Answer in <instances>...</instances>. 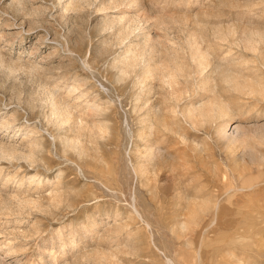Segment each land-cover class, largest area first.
Instances as JSON below:
<instances>
[{"label":"rangeland","instance_id":"rangeland-1","mask_svg":"<svg viewBox=\"0 0 264 264\" xmlns=\"http://www.w3.org/2000/svg\"><path fill=\"white\" fill-rule=\"evenodd\" d=\"M71 1L0 0V123L11 122L0 128V146L35 153L30 163L0 160V204L18 194L41 204L30 215H0V264L52 263L66 242L67 257L57 264H103L82 260L97 252L104 264H264V100L224 92L233 118L195 128L163 109L182 140L149 115L167 85L155 77L141 84V68L126 75L119 62L148 34L166 61L159 68L175 71L179 63L186 72L178 78L190 88L181 108L214 96L197 88L204 76L194 72L191 51L200 45L210 48L212 66L264 81V0ZM134 19L140 30L129 36L123 26L137 28ZM217 31L233 35L223 42ZM212 68L206 73L216 78ZM46 87L72 121L58 124L43 106ZM222 121L229 122L223 135ZM151 122L150 137L142 130ZM67 137L77 146L67 147ZM146 140L155 144L159 176L135 172ZM57 193L62 204L54 205ZM206 199L217 210L197 206ZM111 230L119 233L105 235ZM72 241L80 244L75 251Z\"/></svg>","mask_w":264,"mask_h":264},{"label":"bare ground","instance_id":"bare-ground-1","mask_svg":"<svg viewBox=\"0 0 264 264\" xmlns=\"http://www.w3.org/2000/svg\"><path fill=\"white\" fill-rule=\"evenodd\" d=\"M72 1H77V5L76 7H79V4H82L83 1H85L87 3L88 0H72ZM69 2L68 4H70L71 6H75L73 5V2ZM82 1V2H81ZM126 1H128L127 3H125ZM81 2V3H79ZM118 2V1H117ZM121 3H125L128 5H132L134 6L135 4L138 3V0H120ZM67 4V5H68ZM75 4V3H74ZM103 4V3H102ZM124 5V4H123ZM111 7V6H110ZM131 7V6H130ZM126 17V16H125ZM125 17H121L119 19V22H123V21H126V18ZM131 19V18H130ZM135 20V19H134ZM140 20V19H139ZM130 22V20H129ZM135 23L137 22L138 25H134L135 27L137 28H134L132 26H129V24H127L128 26H126L124 23L125 26H123L125 28V32L127 33V35H134L136 30L139 29L140 30V26L139 23L141 22H138L137 20L134 21ZM143 22V21H142ZM113 23V22H112ZM128 23V22H127ZM136 23V24H137ZM146 23V22H145ZM110 25V24H109ZM109 25L107 26L108 28ZM113 25V24H112ZM114 27V26H113ZM112 27V28H113ZM121 29L122 31V28H119ZM129 29V30H128ZM142 29V28H141ZM143 30V29H142ZM230 30V29H229ZM223 32V31H222ZM222 32H218L217 33L215 32V36L217 37V39H219L220 41H227L229 39L230 36L233 35V33H222ZM143 33V32H142ZM145 35V34H144ZM136 36V35H135ZM140 35H138L139 37ZM147 36V38H146ZM235 36V35H234ZM233 36V37H234ZM127 37V36H126ZM125 37V38H126ZM259 37H261L259 35ZM146 38V42L138 47V45L136 46L135 44L133 45H130L131 47L134 46L135 48H127V50L123 53L124 56L123 58L121 59V61L119 60L120 64H122L124 67H122L121 65H118V66H121L119 68H121V72H123L124 74L130 72V71H135L137 68H141V74L139 75V78L138 79V82L141 83V84H145V82L148 83L147 80H153L155 78H159L162 82H164L165 85H167V87L169 88L168 89V94L167 96L165 97V101H158L156 105H153L154 108L152 109V111H150L149 115L151 116V114L155 115V118L162 120L161 122V128L164 129V131H168V132H174L176 133L182 140H186V134L184 133H181L179 130H175L173 129L171 126H170V123L169 121L167 122V118L171 115H166V113H164L163 111L166 109H168V111L170 110V113L173 115V118L172 119H176L177 121L179 120H182L180 119V115L182 116L181 118H183V120L187 123H190V125L192 127H197V126H204L205 124H208L210 123L211 121L213 122V120H220V119H225V118H231L232 117V108H231V104L232 103H229L230 105H228L224 99H223V96L221 95L222 93L226 92H235L237 94H239L240 96H242L243 98L244 97H248V98H252V100L254 99L259 101L260 103L263 102L264 100V81L263 79H259V78H255L251 77V79L248 78V76H243L237 72H234L231 70V67L230 66H223V65H220V64H216L215 66H212V54L211 52L209 51L210 48L208 49H203L201 47V45L199 47H197V49H195V51H191L193 52L192 54V58H193V61L194 63L196 64V70L194 71L195 73L199 74L198 76H204L203 77V83L201 86L197 87L198 89H200V87H202L203 90H207L209 92H211L213 95L212 99L209 101V103H194V102H191V104H189L188 106H185L184 108H181L180 107V102L182 101V99L184 97H186V95H188L190 93V88L187 87V86H183L182 87V83L178 80V78L181 76H184L186 73L185 70L181 67V65L179 66L178 64L175 63V68L176 70L175 71H172V69H167L165 71H162L161 66H163L162 64L160 65V63H163L166 62L164 61V55H163V52L160 48V43L156 42L152 37H149V35H145ZM231 38V37H230ZM235 38V37H234ZM122 39V38H121ZM127 39V38H126ZM261 39V38H260ZM264 39V38H263ZM123 41V40H122ZM121 41V42H122ZM230 41V40H229ZM261 41H264V40H261ZM124 42V41H123ZM159 44V45H158ZM235 44V43H234ZM252 44V42H251ZM199 45V44H198ZM192 45H190L191 47ZM251 46V45H250ZM252 46H254L252 44ZM138 48V49H136ZM249 48V47H248ZM252 48V47H251ZM254 48V49H253ZM252 48V50L254 51L255 50V46ZM166 49V48H165ZM191 49V48H190ZM194 49V48H193ZM192 50V49H191ZM246 50V49H245ZM176 51V50H175ZM257 51V50H255ZM167 52V51H166ZM177 52V51H176ZM260 53V52H259ZM169 58H173L175 57L174 55L172 56V54L168 53ZM167 53L165 56H168ZM261 55V54H260ZM226 57V56H225ZM229 57V56H228ZM263 57V55H262ZM168 58V57H167ZM264 58V57H263ZM175 59H177V56L175 57ZM172 60V62H175L176 60ZM226 60V58L224 59V61ZM263 60V59H262ZM261 60V61H262ZM168 62V61H167ZM171 62V61H169ZM171 62V63H172ZM179 62V61H178ZM264 62V61H263ZM118 63V62H117ZM119 64V63H118ZM194 64V65H195ZM117 65V64H116ZM168 66V65H167ZM116 67V66H115ZM173 67V65H172ZM210 67H213L212 68V72L214 74H218V76L215 78V77H211L209 76L208 73H206L207 69L210 68ZM117 68V67H116ZM164 69V68H163ZM174 70V69H173ZM127 71V72H126ZM239 71V70H238ZM258 71V70H257ZM184 74V75H183ZM127 75V74H126ZM262 75V74H261ZM155 77V78H154ZM259 77V76H258ZM136 79V78H135ZM188 81V80H187ZM153 83V82H152ZM190 83V81H189ZM192 84V83H191ZM146 85V84H145ZM151 85V84H150ZM45 87V86H44ZM141 87V86H140ZM148 87V86H147ZM47 88V87H46ZM152 88V87H151ZM151 90V89H150ZM154 90V89H153ZM201 90V89H200ZM55 91H51L49 90L48 88L45 89L44 88V100L42 101L43 103V106H45L44 104L46 105H49V107L51 106L50 110H51V116L54 117L55 121L59 124H64V123H68V121H72V114L70 112L69 109H66L64 107H61L58 105L57 103V98L55 97L56 95V92L54 93ZM226 95V94H225ZM184 100V99H183ZM226 100V99H225ZM256 104V103H255ZM258 104V102H257ZM256 104V105H257ZM263 104V103H262ZM182 106V105H181ZM233 106V105H232ZM254 106V105H253ZM264 106V105H262ZM90 108L92 109H95L96 111H98L100 108L97 106V104L95 103H91L89 105ZM164 109V110H163ZM163 110V111H162ZM234 113V112H233ZM232 114V115H231ZM147 115L149 118L150 116ZM15 118V117H14ZM147 118V117H146ZM147 118V119H144L146 122H150L151 120ZM233 118V117H232ZM50 120V118L48 117L47 120ZM143 120V121H144ZM15 121V120H14ZM12 121V122H14ZM81 121V119H80ZM144 121V122H145ZM156 122V121H155ZM226 122V123H225ZM143 123V122H142ZM160 123V122H159ZM83 124V121H81V125ZM7 125H11V122L8 121L5 123L1 122L0 123V128H4V127H7ZM79 124V126H81ZM144 125H148V124H145ZM156 124H154L153 122H151L150 125H148L147 127H145L142 131L145 132V135L147 130L149 129L151 132L152 130L156 131L157 127L155 126ZM229 126V122L227 121H222V124L219 125V129H218V133L219 134H227L226 133V129L227 127ZM104 127V126H103ZM176 127V126H175ZM160 128V126H159ZM158 128V129H159ZM82 130H84V128L81 127ZM156 129V130H155ZM178 129V128H177ZM148 130V131H149ZM160 130V129H159ZM236 132H240L241 129L239 126H235V129H234ZM100 132L103 131V129L100 128L99 130ZM141 131V132H142ZM149 131V132H150ZM153 131V132H154ZM161 131V130H160ZM159 131V132H160ZM142 132V133H144ZM148 132V133H149ZM150 132V133H151ZM82 133V132H81ZM104 133V132H103ZM152 135V133L150 134ZM141 134V133H140ZM156 135L159 133H155ZM154 134V135H155ZM165 134V133H163ZM83 135V134H82ZM81 135V136H82ZM169 135V134H168ZM151 137V136H150ZM149 137V138H150ZM153 137V136H152ZM158 137V136H157ZM54 138L56 139V137L54 136ZM147 138V136H145L143 139ZM147 138V139H149ZM158 139V138H157ZM156 139V140H157ZM72 139L70 138H66L64 143H67V147H76L77 146V143H75L73 140V142H71ZM152 140V139H151ZM232 145H235L238 141H240V138H237L236 136H233V137H229L228 139ZM54 141V140H53ZM147 141V140H146ZM160 141V140H159ZM149 142V141H147ZM157 142V141H156ZM158 143V142H157ZM160 144V143H159ZM163 145V144H161ZM37 147H41L40 146V143L37 144ZM9 148V147H8ZM8 148H5V147H1L0 146V160L2 159H7V160H15V159H19V158H23V159H32L34 160L35 158V153H34V150L33 152L25 155L24 153H19L17 151V149H14L11 148V149H8ZM158 148V147H157ZM160 148V147H159ZM40 149V148H39ZM145 150L143 151L144 153V161H143V164L140 166V168L137 167V169H135V172L137 174H140V175H151L152 173H155L157 174V176H159L160 174L158 173L159 172V167L158 164L156 163H152V160H153V157L154 155L156 154L155 150H156V147H155V144L153 142H149L146 146V148H144ZM155 153V154H154ZM166 154H169V156H172V154L169 153V151H166ZM162 156V155H161ZM166 157V156H165ZM17 159V160H18ZM20 160V159H19ZM30 160L31 162H34ZM166 160V159H165ZM29 162V161H28ZM30 163V162H29ZM1 171V170H0ZM154 171V172H152ZM155 176V175H154ZM146 177V176H145ZM145 179V178H144ZM149 180V179H148ZM32 181H35V178H32ZM150 181V180H149ZM149 183V182H148ZM22 184V183H21ZM152 188V187H151ZM53 192V191H52ZM57 192V191H56ZM16 194V193H15ZM52 194H50L51 196ZM55 196L52 198V201L55 203L54 205H58L61 203V197L58 196V193L57 195L54 194ZM53 196V195H52ZM39 200V199H38ZM37 199H32V198H27V197H21L18 195L15 196L14 200H7L5 201L6 204L2 205L0 204V215H3V216H10V215H18V216H21V215H24V214H27L29 210L32 211V209H40V203L38 202ZM160 201V200H159ZM195 202V201H193ZM215 202V201H214ZM9 203H12V204H9ZM64 203V202H63ZM197 203V202H196ZM194 203V204H196ZM8 204V205H7ZM40 204V205H39ZM52 204V203H51ZM62 204V203H61ZM213 204V201L209 200V199H206L204 201H202L200 204L198 203L197 206L200 207V209L202 211H208L212 208H215L217 210V205L214 204V206L212 205ZM218 204V203H217ZM53 205V204H52ZM219 205V204H218ZM60 206V205H59ZM58 206V207H59ZM217 207V208H216ZM220 210V209H219ZM30 215V213H28ZM217 214V213H216ZM27 216V215H26ZM11 217V216H10ZM17 217V216H16ZM29 217V216H28ZM198 217V216H197ZM26 218V217H25ZM196 218V217H195ZM22 222V221H21ZM182 225V224H181ZM96 226V225H95ZM185 226V224H184ZM186 228V227H184ZM91 229V228H90ZM112 231V232H111ZM109 231L108 233H106L105 235H110V234H113V235H116L119 233L118 230H111ZM95 233V232H94ZM100 234V233H99ZM115 236V237H116ZM121 236V235H120ZM87 237V234L86 235H83L82 237V240L85 239ZM107 237V236H106ZM110 238V237H108ZM112 238V237H111ZM118 239V238H117ZM110 240V239H109ZM67 243V242H66ZM63 244V246L57 251V253H59L57 256L56 255H53V262L52 263H44V264H57L60 260V258H66L67 257V252H66V245L67 244ZM70 244L73 245V249L74 251L76 249H78L80 247V244L72 241V242H69ZM122 244V243H121ZM7 246H12V242H9L7 244ZM131 247V246H130ZM134 251V250H133ZM112 253V252H111ZM56 254V253H54ZM88 254V253H86ZM94 254V255H93ZM102 255L100 252L98 253H92L90 255H87V256H82V260L83 258L85 260L87 259H91V260H94L95 262L97 261L98 263H102V260L105 259V262L106 263V256H100ZM105 254V253H104ZM108 256H112V255H108ZM73 257L75 258L76 255H73ZM112 258V257H111ZM110 260V259H109ZM111 260H115L114 258H112ZM110 260V261H111ZM40 261V260H39ZM77 261V258L75 259V262ZM80 261V260H79ZM104 261V260H103ZM109 261V263H110ZM42 262V261H41ZM64 262V261H63ZM2 263V262H1ZM103 263V264H104ZM65 264V263H64ZM75 264V263H74Z\"/></svg>","mask_w":264,"mask_h":264}]
</instances>
